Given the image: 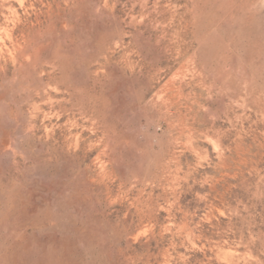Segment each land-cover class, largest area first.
<instances>
[{"label":"rangeland","instance_id":"obj_1","mask_svg":"<svg viewBox=\"0 0 264 264\" xmlns=\"http://www.w3.org/2000/svg\"><path fill=\"white\" fill-rule=\"evenodd\" d=\"M0 264H264V0H0Z\"/></svg>","mask_w":264,"mask_h":264}]
</instances>
